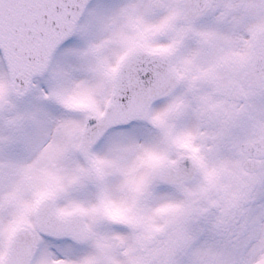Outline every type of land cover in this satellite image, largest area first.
Here are the masks:
<instances>
[{"label": "snow or ice", "instance_id": "snow-or-ice-1", "mask_svg": "<svg viewBox=\"0 0 264 264\" xmlns=\"http://www.w3.org/2000/svg\"><path fill=\"white\" fill-rule=\"evenodd\" d=\"M0 264H264V0H0Z\"/></svg>", "mask_w": 264, "mask_h": 264}]
</instances>
